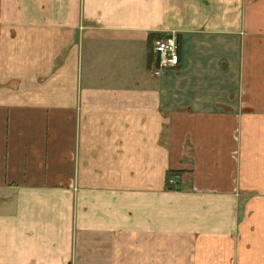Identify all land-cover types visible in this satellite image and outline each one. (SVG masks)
<instances>
[{
  "label": "crops",
  "instance_id": "crops-1",
  "mask_svg": "<svg viewBox=\"0 0 264 264\" xmlns=\"http://www.w3.org/2000/svg\"><path fill=\"white\" fill-rule=\"evenodd\" d=\"M257 118L264 0H0V264H264L233 154Z\"/></svg>",
  "mask_w": 264,
  "mask_h": 264
},
{
  "label": "rangeland",
  "instance_id": "rangeland-1",
  "mask_svg": "<svg viewBox=\"0 0 264 264\" xmlns=\"http://www.w3.org/2000/svg\"><path fill=\"white\" fill-rule=\"evenodd\" d=\"M241 112L248 115L252 113L249 109ZM258 119L255 126L237 127L236 148L233 150L239 186L236 190L238 224L249 225L248 230L252 235L259 229L264 230V202L259 201L260 198L264 199V121L260 124ZM245 129H248V134L242 139ZM256 236H252L253 245L259 244L260 239ZM243 240L244 237L240 239Z\"/></svg>",
  "mask_w": 264,
  "mask_h": 264
},
{
  "label": "built area",
  "instance_id": "built-area-1",
  "mask_svg": "<svg viewBox=\"0 0 264 264\" xmlns=\"http://www.w3.org/2000/svg\"><path fill=\"white\" fill-rule=\"evenodd\" d=\"M151 65L152 75L159 76L170 68L176 67L179 60V44L177 36L168 33L152 41L151 45ZM172 183V180H169Z\"/></svg>",
  "mask_w": 264,
  "mask_h": 264
},
{
  "label": "trees",
  "instance_id": "trees-1",
  "mask_svg": "<svg viewBox=\"0 0 264 264\" xmlns=\"http://www.w3.org/2000/svg\"><path fill=\"white\" fill-rule=\"evenodd\" d=\"M160 37H162V36H161V35H157V34H156V35H151V36L149 37V38H150V39H149V45H150V46H149V47H150L149 65H151V59H152V58H151V45H152V41L155 40V39H157V38H160ZM171 175H172V174H171ZM171 175H168V179H167V187H168V188H171V185H169V183H170V182H169V179H170L169 177H171Z\"/></svg>",
  "mask_w": 264,
  "mask_h": 264
}]
</instances>
